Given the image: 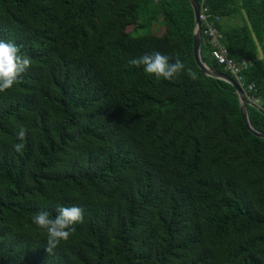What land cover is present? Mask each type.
Here are the masks:
<instances>
[{
  "label": "trees",
  "instance_id": "trees-1",
  "mask_svg": "<svg viewBox=\"0 0 264 264\" xmlns=\"http://www.w3.org/2000/svg\"><path fill=\"white\" fill-rule=\"evenodd\" d=\"M200 2L246 61L264 132V58L244 17L264 51V0ZM154 22L166 30L140 32ZM195 28L189 0H0V40L32 60L0 92V264H264V137L235 87L198 66ZM155 51L185 71L170 82L128 63ZM202 55L237 79L204 32ZM58 206L84 221L48 253L33 217Z\"/></svg>",
  "mask_w": 264,
  "mask_h": 264
},
{
  "label": "clouds",
  "instance_id": "clouds-1",
  "mask_svg": "<svg viewBox=\"0 0 264 264\" xmlns=\"http://www.w3.org/2000/svg\"><path fill=\"white\" fill-rule=\"evenodd\" d=\"M170 59L169 56L155 51L133 58L128 63L136 67L143 66L145 73L153 75L156 79L163 78L171 82L185 71V65L179 58L175 62H170ZM31 63V58L22 53L15 43L0 40V92L11 89ZM186 74L192 79H197V74L192 69H187ZM26 134V128L20 127L18 139L23 141ZM14 148L15 151L21 152L24 144L17 143ZM83 221V210L77 206H58L55 216L47 211H40L33 217V223L46 232L48 253H52L62 242H67L76 231L74 226Z\"/></svg>",
  "mask_w": 264,
  "mask_h": 264
},
{
  "label": "water",
  "instance_id": "water-1",
  "mask_svg": "<svg viewBox=\"0 0 264 264\" xmlns=\"http://www.w3.org/2000/svg\"><path fill=\"white\" fill-rule=\"evenodd\" d=\"M189 1L193 7L194 14H195L196 28H195V35H194V57H195V60L198 66L201 69H203L207 75L227 81L235 87L238 93V96H239L241 114H242L246 127L254 135L264 137V132L258 130L251 122L248 105L255 104V103H252V101L249 100L248 95L245 92L242 85L240 84V82L232 75L220 70L219 68L210 66L206 61H204L203 55H202V42H203L202 21L199 16L200 9H201V2L200 0H189Z\"/></svg>",
  "mask_w": 264,
  "mask_h": 264
},
{
  "label": "built area",
  "instance_id": "built-area-1",
  "mask_svg": "<svg viewBox=\"0 0 264 264\" xmlns=\"http://www.w3.org/2000/svg\"><path fill=\"white\" fill-rule=\"evenodd\" d=\"M199 16L202 24H204L202 32H204L212 45V56L215 58L218 64L225 65L227 69L237 75V80L240 82L246 92L241 75V71L244 67V64H246V61L243 62L244 64H239L229 56L227 47L221 41L222 34L216 25L217 21L220 20V15L210 13L209 9L204 6L203 3H201ZM249 87L253 88L254 84H250ZM248 98L253 102V97L248 95Z\"/></svg>",
  "mask_w": 264,
  "mask_h": 264
},
{
  "label": "rangeland",
  "instance_id": "rangeland-1",
  "mask_svg": "<svg viewBox=\"0 0 264 264\" xmlns=\"http://www.w3.org/2000/svg\"><path fill=\"white\" fill-rule=\"evenodd\" d=\"M244 17L246 18L247 23L249 25L250 33H251V36H252V41H253L254 45L256 44V47H258V49H259L258 57L262 60L264 58V51H263V48L261 46V43H260L258 37L256 36V31H255V29L253 27V23H252V21H251V19H250V17H249V15H248L246 10H244ZM146 30L148 32H156L158 34H161V33H163L166 30V26H163L161 23L159 24L158 22H154V23H152V29H150V25L149 24H146L145 26L141 27L140 32H144Z\"/></svg>",
  "mask_w": 264,
  "mask_h": 264
}]
</instances>
